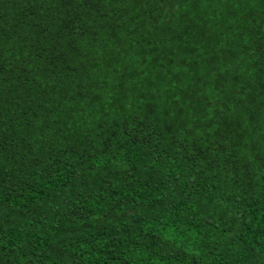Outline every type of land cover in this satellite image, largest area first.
I'll return each mask as SVG.
<instances>
[{"label": "trees", "instance_id": "obj_1", "mask_svg": "<svg viewBox=\"0 0 264 264\" xmlns=\"http://www.w3.org/2000/svg\"><path fill=\"white\" fill-rule=\"evenodd\" d=\"M0 264H264V0H0Z\"/></svg>", "mask_w": 264, "mask_h": 264}]
</instances>
